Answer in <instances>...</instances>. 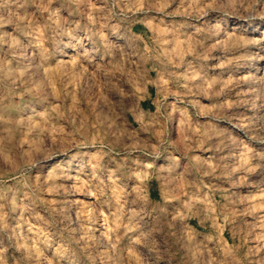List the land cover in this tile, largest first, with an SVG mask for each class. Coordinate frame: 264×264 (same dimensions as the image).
<instances>
[{
    "label": "rangeland",
    "instance_id": "1",
    "mask_svg": "<svg viewBox=\"0 0 264 264\" xmlns=\"http://www.w3.org/2000/svg\"><path fill=\"white\" fill-rule=\"evenodd\" d=\"M0 264H264V0H0Z\"/></svg>",
    "mask_w": 264,
    "mask_h": 264
},
{
    "label": "bare ground",
    "instance_id": "2",
    "mask_svg": "<svg viewBox=\"0 0 264 264\" xmlns=\"http://www.w3.org/2000/svg\"><path fill=\"white\" fill-rule=\"evenodd\" d=\"M234 36V35H233ZM241 36V35H240ZM247 36V35H246ZM250 40V39H249ZM260 61V60H259ZM249 75V74H248ZM242 79V78H241ZM238 80V79H237ZM244 80V79H243ZM242 80V81H243ZM129 135V134H128ZM255 153V152H254ZM79 166V165H78ZM77 175V174H76ZM26 207V206H25ZM64 218V217H63ZM65 219V218H64ZM157 230V229H156ZM148 234H149V231H148ZM147 235V234H146ZM153 236V235H152ZM136 239V238H135ZM135 241V240H134ZM139 242V241H138ZM184 242V241H183ZM139 246V245H138ZM104 251V250H103ZM105 255V254H104Z\"/></svg>",
    "mask_w": 264,
    "mask_h": 264
}]
</instances>
